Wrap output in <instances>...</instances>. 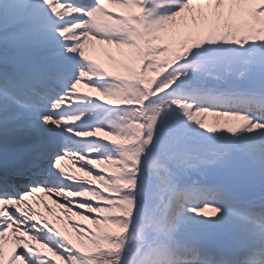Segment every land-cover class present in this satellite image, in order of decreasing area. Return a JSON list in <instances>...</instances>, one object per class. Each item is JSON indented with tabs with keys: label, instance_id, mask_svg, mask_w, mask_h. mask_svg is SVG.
Segmentation results:
<instances>
[{
	"label": "snow or ice",
	"instance_id": "snow-or-ice-1",
	"mask_svg": "<svg viewBox=\"0 0 264 264\" xmlns=\"http://www.w3.org/2000/svg\"><path fill=\"white\" fill-rule=\"evenodd\" d=\"M0 264H264V0H0Z\"/></svg>",
	"mask_w": 264,
	"mask_h": 264
},
{
	"label": "rangeland",
	"instance_id": "rangeland-1",
	"mask_svg": "<svg viewBox=\"0 0 264 264\" xmlns=\"http://www.w3.org/2000/svg\"><path fill=\"white\" fill-rule=\"evenodd\" d=\"M98 56L100 57V59L104 60L106 59L104 54L102 52L98 53ZM82 91H89L87 88H84L82 86ZM93 95H97V94H93ZM213 118L212 117H209V120L211 121ZM64 166L68 169V170H72L71 168V162L70 161H65L64 163ZM40 197H44V193H38L37 194V197L33 199V203L36 204L38 210H41V211H44L45 212V215L48 217V219L52 220L54 224H56V226L58 228L61 229L62 232L64 233H71V227L70 225L67 224L66 221H61L58 219V216H59V209H56V206L53 205V208L56 209V215H53L51 213H48L47 210H44L42 205L38 204L37 203V200L40 198ZM46 198V197H45ZM49 203H51V201L49 200ZM78 219V218H77ZM73 237H74V234H72ZM39 246V245H38ZM43 251H47L46 249H42ZM17 251H20V250H17Z\"/></svg>",
	"mask_w": 264,
	"mask_h": 264
}]
</instances>
